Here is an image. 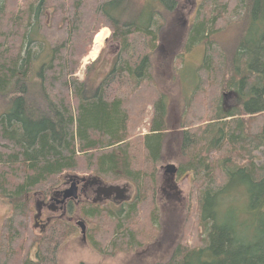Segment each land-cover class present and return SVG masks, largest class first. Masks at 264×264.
Returning a JSON list of instances; mask_svg holds the SVG:
<instances>
[{"label": "trees", "instance_id": "1", "mask_svg": "<svg viewBox=\"0 0 264 264\" xmlns=\"http://www.w3.org/2000/svg\"><path fill=\"white\" fill-rule=\"evenodd\" d=\"M126 1L0 0V195L12 205L0 223V263L55 264L74 228L55 219L37 233L34 197L75 174L136 192L122 210L79 205L75 214L92 224L85 234L96 252L136 251L151 232L160 233L159 245L170 239L169 210L159 224L156 212L178 197L187 175L177 237L157 264H264V0H200L189 23L179 17L180 0H154L147 17L141 11L133 19L117 9ZM235 25L239 34L224 48L214 36ZM102 28L109 36L79 79ZM196 44L204 53L193 89L172 114L162 81L175 78ZM104 52L105 76L89 94ZM227 92L238 97L229 111ZM147 107L148 129L132 136ZM172 136L176 174L158 185L157 163Z\"/></svg>", "mask_w": 264, "mask_h": 264}, {"label": "rangeland", "instance_id": "2", "mask_svg": "<svg viewBox=\"0 0 264 264\" xmlns=\"http://www.w3.org/2000/svg\"><path fill=\"white\" fill-rule=\"evenodd\" d=\"M181 3L184 4L183 9L179 13V17L184 18V20L189 23L194 18V5H198L197 3L200 0H194L195 4L192 2L191 5L186 3V0H180ZM154 0H127L122 5H119L117 9L121 10L125 14L126 19H133L137 16L139 12H143L144 15L147 17V8L153 9L155 6ZM194 6V7H193ZM241 26H233L226 32H221L215 34L214 38L216 41L222 44L224 48L232 47L234 44L235 38L239 34ZM103 29V28H102ZM109 31L108 28H104ZM110 33V31H109ZM37 38V36L34 34ZM96 36V35H95ZM94 36V37H95ZM109 36V35H108ZM107 36V37H108ZM244 38H249L247 34L243 36ZM105 38L100 46L104 44ZM94 42V38H93ZM94 43L92 45L91 50L93 49ZM113 47H110L111 49ZM90 50V51H91ZM100 51V49H99ZM98 51V53H99ZM106 51V50H105ZM115 51V49L113 50ZM97 53V54H98ZM204 53V48L201 44H196L191 47L187 53L185 54L183 65L177 70L174 79H165L162 81L161 86L163 87V92L166 96V104L168 106V110L172 112V114L179 113L182 110L184 99L190 94L191 90L193 89L195 83V69L196 67L202 62V57ZM105 52L103 57L100 59L99 63L94 67V71L92 70L91 75L89 76V83L90 87L88 90L89 94H92L95 88L98 86L100 81L103 79L105 74L103 73L104 66L107 63ZM86 58V57H85ZM85 58L82 59L81 64L75 73V76L79 79L83 78V73L85 69V65L87 64ZM41 59V57H37L34 61L36 63L37 60ZM91 60V59H90ZM89 63V59H88ZM39 65V64H38ZM38 65H36L38 67ZM30 95L34 97L36 95L37 90V78L34 76V79L30 81ZM222 97V95H221ZM237 95H229L227 96L223 102L225 111H229L235 104L237 103ZM3 104L0 103V113L5 112V107L1 106ZM143 117L138 120L136 126L133 130V135L136 134H144L149 126V115L151 113V109L147 107L144 110ZM178 151V143L174 141L173 136L168 140L165 146V157L159 161L157 164V184L159 185V178L162 177L164 181L167 179V176L163 173L162 165L168 163L175 162V154ZM189 187V178L187 175L182 177L178 181L177 189H178V197L173 196V200H170V203H165L160 207V210L156 212V216L159 221H165L159 213L163 214L164 212L169 210L168 220L165 222L166 233L165 242L159 245V235L160 233L157 232L156 236L153 233H150L151 240L149 242H145L142 245L138 246L139 249L136 251L131 250L130 252L124 253L122 251H116L113 254L109 253H99L92 249L89 238L85 235V240L82 242L81 235L79 233L80 229L77 228L73 222H68L73 228L74 231L72 234L63 241V243L57 249L55 255V264H157V262L164 256L167 258L170 254V250L168 249V245H171L170 241H174L177 237L178 226L181 222V213L184 211V197L187 195ZM157 199L159 205V195L160 199L164 198V192L159 194V190L157 191ZM164 208V209H163ZM159 209V207L157 208ZM12 211V205L10 202L7 201L4 197L0 195V223L5 217L9 216ZM177 214H179V221L174 225V219L176 218ZM77 221V220H75ZM86 227L84 231L91 229L92 224L86 222ZM79 229V230H78ZM36 231V230H35ZM159 231V230H158ZM37 232V231H36ZM156 232V231H155ZM39 233V232H37ZM155 243V244H154ZM1 264V263H0Z\"/></svg>", "mask_w": 264, "mask_h": 264}, {"label": "flooded vegetation", "instance_id": "3", "mask_svg": "<svg viewBox=\"0 0 264 264\" xmlns=\"http://www.w3.org/2000/svg\"><path fill=\"white\" fill-rule=\"evenodd\" d=\"M72 181L75 183L76 198L68 197L62 201V192L70 186ZM135 198L136 192L129 184L122 182L105 183L99 178L86 175H63L48 196L39 195L38 199L34 197V200H38L39 203L36 210L38 218L34 228L37 232H45L47 226L55 219L73 222L76 226L75 220L81 219L78 213L75 214L79 205L110 206L114 210H122L125 204L133 203ZM81 220L86 227V222L83 219ZM80 240L83 242L85 238L81 235Z\"/></svg>", "mask_w": 264, "mask_h": 264}, {"label": "water", "instance_id": "4", "mask_svg": "<svg viewBox=\"0 0 264 264\" xmlns=\"http://www.w3.org/2000/svg\"><path fill=\"white\" fill-rule=\"evenodd\" d=\"M229 93H223L222 94V101H224V99L226 98V96H228ZM163 173L164 174H167L169 175L170 177H174L175 174H176V166L172 163H168L166 165L163 166ZM75 183L72 181L70 183V186L62 192V201L64 199H67L68 197H72V198H76V188H75ZM38 200L37 201H34V210H35V214H34V220L37 221V213H36V210H37V207H38ZM76 226L80 229V233L82 235L83 238H85V227H84V222L79 219L76 221Z\"/></svg>", "mask_w": 264, "mask_h": 264}, {"label": "bare ground", "instance_id": "5", "mask_svg": "<svg viewBox=\"0 0 264 264\" xmlns=\"http://www.w3.org/2000/svg\"><path fill=\"white\" fill-rule=\"evenodd\" d=\"M107 30H101L99 31L96 36L94 37V46L93 49L88 53L86 56L85 60L87 61L88 59H93L97 56V53L100 49V46L106 36Z\"/></svg>", "mask_w": 264, "mask_h": 264}, {"label": "crops", "instance_id": "6", "mask_svg": "<svg viewBox=\"0 0 264 264\" xmlns=\"http://www.w3.org/2000/svg\"><path fill=\"white\" fill-rule=\"evenodd\" d=\"M101 30H107V29H104V28H103V29H101ZM101 30H100V31H101ZM108 35H109V31L107 30V33H106L105 38H107ZM115 52H116V49H115ZM97 56H98V54H97ZM97 56H96V57H97ZM96 57H95V58H96ZM95 58H93V59H95ZM109 58L113 59V58H114V54H112L111 56L109 55ZM93 59H91V60H93Z\"/></svg>", "mask_w": 264, "mask_h": 264}]
</instances>
